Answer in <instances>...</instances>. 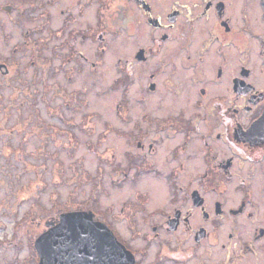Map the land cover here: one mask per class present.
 <instances>
[{
  "label": "flooded vegetation",
  "instance_id": "flooded-vegetation-1",
  "mask_svg": "<svg viewBox=\"0 0 264 264\" xmlns=\"http://www.w3.org/2000/svg\"><path fill=\"white\" fill-rule=\"evenodd\" d=\"M14 1L2 10L50 17L61 0ZM110 11L134 45L118 65L119 121L103 131L122 152L107 148L100 172L118 191H136L118 211L80 209L108 225L134 264H264V0H68L66 61L78 71L98 62L77 41L104 52ZM65 211L38 220L34 248Z\"/></svg>",
  "mask_w": 264,
  "mask_h": 264
},
{
  "label": "rangeland",
  "instance_id": "rangeland-1",
  "mask_svg": "<svg viewBox=\"0 0 264 264\" xmlns=\"http://www.w3.org/2000/svg\"><path fill=\"white\" fill-rule=\"evenodd\" d=\"M67 1L61 0L50 17H41L36 9L9 15L1 8L7 0H0V264H33V236L45 227L38 220L57 208L96 205L98 210L114 204L118 211L136 191L132 186L118 191L109 183L111 174L100 172L110 162L102 159L107 148L122 152L116 133L105 140L103 131L119 121L118 65L134 44L119 35L110 11L103 25L104 52L95 41H77L98 62L78 71V62L66 61L73 39L60 10ZM14 3L30 8L29 1ZM94 11L95 5L93 20Z\"/></svg>",
  "mask_w": 264,
  "mask_h": 264
},
{
  "label": "water",
  "instance_id": "water-1",
  "mask_svg": "<svg viewBox=\"0 0 264 264\" xmlns=\"http://www.w3.org/2000/svg\"><path fill=\"white\" fill-rule=\"evenodd\" d=\"M59 217L35 240L37 264H134V254L93 211H65Z\"/></svg>",
  "mask_w": 264,
  "mask_h": 264
}]
</instances>
